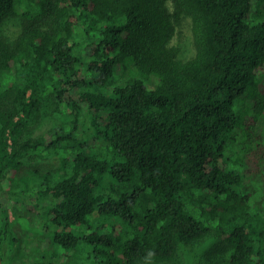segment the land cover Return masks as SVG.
Wrapping results in <instances>:
<instances>
[{
    "label": "trees",
    "instance_id": "16d2710c",
    "mask_svg": "<svg viewBox=\"0 0 264 264\" xmlns=\"http://www.w3.org/2000/svg\"><path fill=\"white\" fill-rule=\"evenodd\" d=\"M116 66L163 87H111ZM7 72L2 264H167L210 235L215 264H264V0H0ZM46 99L70 126L33 137ZM82 114L112 163L81 151Z\"/></svg>",
    "mask_w": 264,
    "mask_h": 264
},
{
    "label": "rangeland",
    "instance_id": "374dc122",
    "mask_svg": "<svg viewBox=\"0 0 264 264\" xmlns=\"http://www.w3.org/2000/svg\"><path fill=\"white\" fill-rule=\"evenodd\" d=\"M13 22L17 23V20H12L9 24L12 25ZM174 43H177L181 47V55L183 57H189L193 54V44H192V35L189 25V20L186 18L183 20L181 27L179 28L178 34L175 36ZM120 66V65H119ZM138 77L142 80L143 85L152 90H161L162 83L159 81L158 77L154 75H146L138 72L135 68H126L124 71L118 72V66L114 68L112 76L110 77L112 83L110 86L112 87L113 84L117 85L122 83L123 81L129 79V77ZM11 78V74L8 72L1 75L0 79L2 82H5ZM250 101H246V105H249ZM83 112H84V105ZM57 114V115H56ZM53 113V103L50 102V99H46L42 106V117L40 123L34 128L32 132L33 137H45L46 139L50 138V133L57 127H65L66 129L70 126L69 116L66 112H58ZM87 114H82L80 117V126L78 128V137L80 141L85 144L82 146L81 151L84 152L86 155L97 157L99 159L110 160L111 153L105 146V134H104V119H98V127L90 126V121L88 117L83 118ZM263 121L259 123V130L262 126ZM96 125V124H94ZM98 132L102 133V136H98ZM106 132V131H105ZM63 153V152H62ZM43 155L46 154L44 151ZM64 154V153H63ZM115 160H121L120 156H116ZM113 160H110L112 163ZM107 174L104 176L101 186L109 184L107 180ZM227 250L225 248L224 243L217 238L215 235H210L203 240L189 243V244H182L177 252V255L173 261L167 264H215L217 261L224 260V257L227 255ZM74 263L78 264L81 260L78 256H73ZM102 259V257H97V260ZM88 264H98L97 261L92 260L91 257L88 259ZM149 264H162V263H149Z\"/></svg>",
    "mask_w": 264,
    "mask_h": 264
},
{
    "label": "water",
    "instance_id": "95a60500",
    "mask_svg": "<svg viewBox=\"0 0 264 264\" xmlns=\"http://www.w3.org/2000/svg\"><path fill=\"white\" fill-rule=\"evenodd\" d=\"M0 264H2V260H1V257H0Z\"/></svg>",
    "mask_w": 264,
    "mask_h": 264
}]
</instances>
